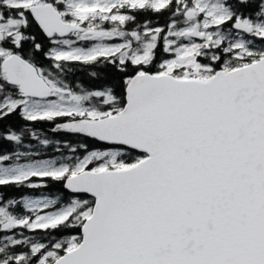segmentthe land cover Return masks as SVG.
Here are the masks:
<instances>
[{
	"label": "snow or ice",
	"instance_id": "6c2138e0",
	"mask_svg": "<svg viewBox=\"0 0 264 264\" xmlns=\"http://www.w3.org/2000/svg\"><path fill=\"white\" fill-rule=\"evenodd\" d=\"M0 264H264V0H0Z\"/></svg>",
	"mask_w": 264,
	"mask_h": 264
},
{
	"label": "trees",
	"instance_id": "16d2710c",
	"mask_svg": "<svg viewBox=\"0 0 264 264\" xmlns=\"http://www.w3.org/2000/svg\"><path fill=\"white\" fill-rule=\"evenodd\" d=\"M15 195L19 196L20 194L19 193H16Z\"/></svg>",
	"mask_w": 264,
	"mask_h": 264
}]
</instances>
